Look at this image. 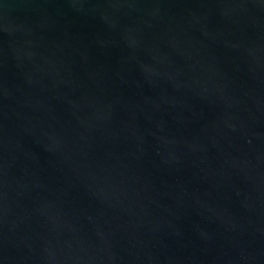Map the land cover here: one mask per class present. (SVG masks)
Segmentation results:
<instances>
[{
  "label": "water",
  "instance_id": "obj_1",
  "mask_svg": "<svg viewBox=\"0 0 264 264\" xmlns=\"http://www.w3.org/2000/svg\"><path fill=\"white\" fill-rule=\"evenodd\" d=\"M0 264H264V0H0Z\"/></svg>",
  "mask_w": 264,
  "mask_h": 264
}]
</instances>
